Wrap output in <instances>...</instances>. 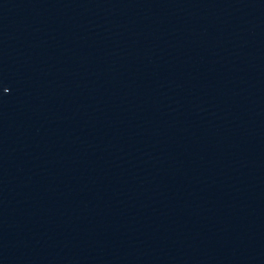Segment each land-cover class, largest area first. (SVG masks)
I'll return each mask as SVG.
<instances>
[{
    "label": "water",
    "instance_id": "95a60500",
    "mask_svg": "<svg viewBox=\"0 0 264 264\" xmlns=\"http://www.w3.org/2000/svg\"><path fill=\"white\" fill-rule=\"evenodd\" d=\"M0 264H264V0H0Z\"/></svg>",
    "mask_w": 264,
    "mask_h": 264
}]
</instances>
